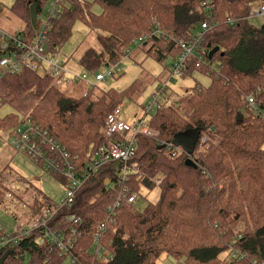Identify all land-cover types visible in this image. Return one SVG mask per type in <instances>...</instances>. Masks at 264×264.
Segmentation results:
<instances>
[{
  "label": "trees",
  "instance_id": "obj_1",
  "mask_svg": "<svg viewBox=\"0 0 264 264\" xmlns=\"http://www.w3.org/2000/svg\"><path fill=\"white\" fill-rule=\"evenodd\" d=\"M51 1L15 0L11 5L9 11L25 23L18 33L24 41L36 31L29 6L36 5L39 28L40 15L45 16ZM259 3L264 0H210V9L203 0H61L56 4L47 20L51 28L44 36L45 54L56 55L75 23L81 22L98 33L100 49L85 50L77 61L90 74L105 65H118L137 49L160 64L169 59L172 65L181 51L178 43L191 42L207 21L212 27L185 60L179 76L199 72L211 80L207 86L196 84L166 93L149 114V127L157 136H137L130 164L139 174L131 175L126 185L137 193L142 185L153 188V179L162 176L156 202L141 211L133 203L109 213L107 208L114 205L121 187L113 164L103 165L76 192L73 204L55 218L64 230L67 212L83 220L81 235L68 252L49 238L39 242L41 233L33 231L7 248L12 254L1 264H66L70 258L74 264H159L162 255L173 264H264V24L257 26L248 18ZM95 6L100 12L93 11ZM215 47L218 51L209 59ZM168 70L164 66V72ZM62 87L37 71L2 74L0 107L10 106L13 112L0 118V126L10 131L21 117H31L77 165H86L104 143L101 130L106 116L125 99H139L146 84L143 78L122 90L99 89L97 84L79 97L67 95ZM249 96L254 98L252 105ZM187 159L193 164L187 165ZM5 176L0 170V185ZM23 182L32 198L24 202L27 208L21 222L27 224L52 201ZM6 191L0 186V206L8 202ZM102 224L104 229L99 231ZM96 244L102 247V256L92 252Z\"/></svg>",
  "mask_w": 264,
  "mask_h": 264
},
{
  "label": "built area",
  "instance_id": "obj_2",
  "mask_svg": "<svg viewBox=\"0 0 264 264\" xmlns=\"http://www.w3.org/2000/svg\"><path fill=\"white\" fill-rule=\"evenodd\" d=\"M61 0H52L45 12V20L41 26L36 29L35 35L24 41L18 34H10L0 29V76L4 73H16L27 69L37 71L39 74L48 75L58 86H66L71 83H82L87 86H95L88 81V72L76 74L68 71L64 63L55 56L45 54L46 32L51 28L47 20L54 15L56 4ZM210 0H203V5L209 7ZM264 17V3H259L250 9L248 18ZM214 25L217 22L213 23ZM212 27L209 22L204 21L197 36L189 43L179 42L180 53L172 65L169 66L167 74L161 79L160 85L153 92L146 105L143 106L142 116L132 123H128L121 118L122 104L117 106L109 113L104 121L101 135L104 143L97 148L94 155L86 165H77L76 159L70 157L65 149L54 139L44 128L36 124L31 117H21L18 125L9 132V146L26 156L31 161L40 165L44 170L55 176L61 177L65 181V191L58 203L51 202L49 206L42 209L29 223H22L26 206L24 202L32 201V198L26 194L25 183L17 175L8 174L4 177L2 185L7 189L5 192L8 201L9 213L13 222L6 225L0 224V230L3 234L0 236V247L7 249L15 245L21 238L27 237L33 231H39L41 237L49 238L50 242L63 252L74 245L77 237L81 235L80 226L83 220L80 216L67 212L65 219L68 222L66 230L60 226V221L55 218L59 211L73 204L76 192L93 174L97 173L103 165L118 163L115 171L117 186L121 187L120 195L117 197L114 205L107 208L109 213L113 209L122 205L133 204L137 199L135 192H130L126 185L131 175H138L136 165L130 164L131 158L135 154L137 136L142 134L148 137L157 136V131L149 127V124L143 126V119L150 113H153L166 96V89L169 82L173 81L175 76L180 75L184 68L185 60L193 56L197 50V44L202 40L203 34ZM135 44H138L136 42ZM198 59L196 65H200ZM118 65L108 66L105 73L93 74L96 83H100L115 72H120ZM248 103H254L253 96L247 98ZM177 149H173L171 154L175 155ZM162 181V176L158 175L153 179L154 186H158ZM40 198V197H38ZM20 208L19 210L17 208ZM7 211V210H6ZM104 229L100 225L98 230ZM97 235L95 243H97ZM102 247L97 244L92 252L102 256ZM66 264H74V259L70 258Z\"/></svg>",
  "mask_w": 264,
  "mask_h": 264
},
{
  "label": "rangeland",
  "instance_id": "obj_3",
  "mask_svg": "<svg viewBox=\"0 0 264 264\" xmlns=\"http://www.w3.org/2000/svg\"><path fill=\"white\" fill-rule=\"evenodd\" d=\"M14 1L15 0H0L2 7V11L0 12V29L10 34H18L25 29V23L9 11ZM93 11L98 13L100 9L98 6H95ZM39 20L44 22L43 14L40 15ZM250 21L258 26L264 24V17L252 18ZM97 36V31L90 29L81 22H76L71 37L54 56L64 63L68 71L81 74L85 71L77 61L84 54L85 50L100 49V45L96 38ZM1 42L2 39L0 38V43ZM170 65L169 59L166 60L164 64H160L152 57H145L143 52L137 49L133 51L130 56L124 57L119 62L118 66L121 69L120 72H115L112 77L100 83H96L93 74L88 73V81L91 84H98L99 89L112 87L117 90H122L135 79L143 78L146 88L141 97L136 101L125 99L121 107V118L128 123H132L139 118L141 107L146 105L150 95L156 91L157 87L160 85L161 79L167 74V71L164 72V66L169 67ZM212 67L216 69L218 67V62H213ZM106 71L107 68L105 67H101L98 70L99 73H105ZM210 80L208 75L199 72H194L191 76L183 78L178 75L174 77L173 81L169 82L166 91L167 94L171 91L180 92L183 91L184 88L192 87L196 84L207 86ZM87 87V85L82 83H71L63 86L62 90L67 95L79 97L85 93ZM10 112H13L10 106L5 105L0 107V118ZM148 121L149 115L143 119L142 125H147ZM8 142L9 132L0 126V170H2L5 175H17L26 183L36 187L52 202L58 203L65 191V181L61 177L55 176L47 170H44L40 165H37L26 156L14 151L9 146ZM3 179L0 185L2 189H4L2 185ZM136 194L137 199L134 202V207L136 210L141 211L147 203H154L158 200L160 189L158 186L149 189L142 185ZM17 209L19 210L20 208L18 207ZM8 210V202L5 203L4 206H0V224L6 225L9 222H13V218ZM159 264L173 263L170 258H166V256L162 255Z\"/></svg>",
  "mask_w": 264,
  "mask_h": 264
},
{
  "label": "water",
  "instance_id": "obj_4",
  "mask_svg": "<svg viewBox=\"0 0 264 264\" xmlns=\"http://www.w3.org/2000/svg\"><path fill=\"white\" fill-rule=\"evenodd\" d=\"M29 17H30V23L33 27L34 30H36L37 28V10H36V5L32 4L29 6ZM218 51V47H215L214 49H212L211 51H209L208 53V58L210 59L212 57V55L214 53H216ZM108 65H105V68H107ZM239 120V116L237 117ZM174 144H177L176 141L173 142ZM161 147H164V145H162ZM186 164L187 165H192L193 161L190 159L186 160ZM114 169L117 170L118 168V163H114ZM106 183H108V181H106ZM10 254H12V250L11 249H5L3 247H0V264L5 260V258L7 256H9Z\"/></svg>",
  "mask_w": 264,
  "mask_h": 264
}]
</instances>
